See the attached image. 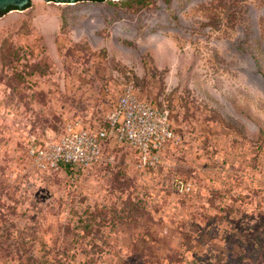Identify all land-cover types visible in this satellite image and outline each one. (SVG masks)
Returning <instances> with one entry per match:
<instances>
[{"label": "rangeland", "instance_id": "obj_1", "mask_svg": "<svg viewBox=\"0 0 264 264\" xmlns=\"http://www.w3.org/2000/svg\"><path fill=\"white\" fill-rule=\"evenodd\" d=\"M28 2L0 17V264H264V0ZM126 73L168 114L159 163L104 140L34 169L27 137L102 129Z\"/></svg>", "mask_w": 264, "mask_h": 264}, {"label": "built area", "instance_id": "obj_2", "mask_svg": "<svg viewBox=\"0 0 264 264\" xmlns=\"http://www.w3.org/2000/svg\"><path fill=\"white\" fill-rule=\"evenodd\" d=\"M104 122L102 129L90 130L80 119L69 120L56 140L42 141L30 135L25 140V154L37 171H55L65 164L76 172L93 165L100 154V142L110 140L126 144L136 155V167L149 170L176 139L167 112L140 98L128 73ZM174 187L187 189L181 182Z\"/></svg>", "mask_w": 264, "mask_h": 264}, {"label": "water", "instance_id": "obj_3", "mask_svg": "<svg viewBox=\"0 0 264 264\" xmlns=\"http://www.w3.org/2000/svg\"><path fill=\"white\" fill-rule=\"evenodd\" d=\"M44 2L75 4L78 1H101V0H43ZM116 1V0H115ZM28 0H0V15L9 11H22L29 7ZM12 12V11H10Z\"/></svg>", "mask_w": 264, "mask_h": 264}, {"label": "trees", "instance_id": "obj_4", "mask_svg": "<svg viewBox=\"0 0 264 264\" xmlns=\"http://www.w3.org/2000/svg\"><path fill=\"white\" fill-rule=\"evenodd\" d=\"M103 1H106V0H101V1H87V2L94 3V2H103ZM123 1L124 2H127L129 4L128 7L129 8H133V9L146 7L150 3V0H123ZM78 2H83V1H78ZM164 2H168V0H164ZM10 11H15V10H9L7 12H10ZM7 12L1 14L0 17L2 15L6 14ZM59 169H63L66 172H72L73 171V169L69 165H65V164H59L58 165V170Z\"/></svg>", "mask_w": 264, "mask_h": 264}]
</instances>
